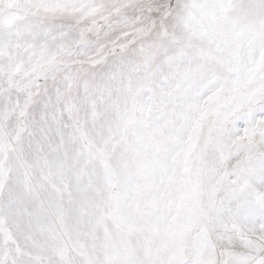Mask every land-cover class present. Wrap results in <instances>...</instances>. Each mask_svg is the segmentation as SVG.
<instances>
[{"label": "snow or ice", "instance_id": "snow-or-ice-1", "mask_svg": "<svg viewBox=\"0 0 264 264\" xmlns=\"http://www.w3.org/2000/svg\"><path fill=\"white\" fill-rule=\"evenodd\" d=\"M0 264H264V0H0Z\"/></svg>", "mask_w": 264, "mask_h": 264}]
</instances>
